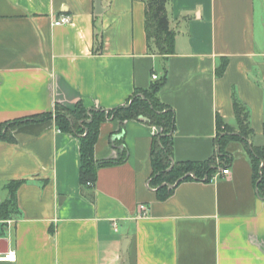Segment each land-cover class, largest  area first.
<instances>
[{"label":"crops","instance_id":"1","mask_svg":"<svg viewBox=\"0 0 264 264\" xmlns=\"http://www.w3.org/2000/svg\"><path fill=\"white\" fill-rule=\"evenodd\" d=\"M100 1L96 13L95 0H0V122L53 112L56 103L111 110L165 69L158 97L174 111V161L217 153L215 119L235 127L233 94L248 109L249 143L264 145V0H168L175 38L165 59L146 38V0ZM61 14L71 22L53 25ZM122 127L101 123L94 158L113 162L84 190L79 137L53 118L0 140V203L5 185L22 180L20 214L0 220V255L16 259L0 264H264V199L242 143L225 147L229 174L182 181L158 200L149 182L159 128L133 119Z\"/></svg>","mask_w":264,"mask_h":264},{"label":"trees","instance_id":"2","mask_svg":"<svg viewBox=\"0 0 264 264\" xmlns=\"http://www.w3.org/2000/svg\"><path fill=\"white\" fill-rule=\"evenodd\" d=\"M168 0H146L144 9V29L148 43H152L156 53L164 59L174 53L175 32L169 26L167 15ZM225 69V60L216 69L221 75ZM158 80L148 88L135 91L124 105L111 110L86 108L77 102L72 108L56 103L53 112L32 115L27 118L0 122V140L13 141V130L28 121L54 119L57 128L65 133L79 137V184L82 190L92 188L97 168L112 163L111 160L97 161L94 158V145L98 139L99 128L108 118L117 119L120 130L126 120H140L145 117L146 123L159 128L153 135L150 148L152 172L149 185L156 188L158 200L168 198L175 186L182 181H209L218 170L225 168L231 161V155L225 147L230 141L242 143L250 157L253 169V182L258 194L264 199V145L254 146L249 143L253 132L249 125L248 109L232 95L235 127L226 125L220 116H216L217 153L200 161H174L172 154V132L175 129L174 111L160 101L158 92L165 84L166 70ZM264 126V125H263ZM264 133V132H263ZM124 149L121 152L125 158ZM22 180H12L5 185L7 198L0 203V220L5 221L20 214L16 191ZM91 198V195H89Z\"/></svg>","mask_w":264,"mask_h":264},{"label":"built area","instance_id":"3","mask_svg":"<svg viewBox=\"0 0 264 264\" xmlns=\"http://www.w3.org/2000/svg\"><path fill=\"white\" fill-rule=\"evenodd\" d=\"M71 22V18L69 15H66V14H61L59 15L57 18H55L53 20V25H64V24H68ZM152 80H156L158 79L157 75L156 74H153L151 76ZM220 174L221 175H227L229 174V170L228 168H222L220 170ZM137 217H144L147 212H148V207L147 205H145L144 203H140L138 204V207H137ZM16 259V255H15V252L14 251H8L4 254H1L0 255V260L2 261H11V262H14Z\"/></svg>","mask_w":264,"mask_h":264},{"label":"water","instance_id":"4","mask_svg":"<svg viewBox=\"0 0 264 264\" xmlns=\"http://www.w3.org/2000/svg\"><path fill=\"white\" fill-rule=\"evenodd\" d=\"M102 11L101 8V1L95 0V12L100 13ZM140 120L146 121L147 119L145 117H139Z\"/></svg>","mask_w":264,"mask_h":264}]
</instances>
